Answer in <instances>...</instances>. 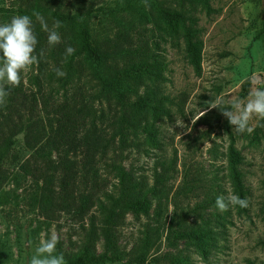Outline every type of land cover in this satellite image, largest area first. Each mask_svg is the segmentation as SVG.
Masks as SVG:
<instances>
[{
    "label": "rangeland",
    "instance_id": "374dc122",
    "mask_svg": "<svg viewBox=\"0 0 264 264\" xmlns=\"http://www.w3.org/2000/svg\"><path fill=\"white\" fill-rule=\"evenodd\" d=\"M71 1L66 3L73 8ZM91 1L94 7L115 5V0ZM209 3V8L195 5L190 10L196 38L202 42L200 73L188 60L182 36L163 39L153 23H148L153 28L149 31V45L159 44L156 51L167 65L156 83L159 93L172 99L168 103L171 115L162 116L155 124L156 146L146 143L143 124L132 131L124 165L152 190V206L147 215L128 213L118 230L120 248L126 252L141 237L154 238L145 264H176L174 258L184 259L187 264H264V119L253 117V132L240 134L233 130L221 108L214 107L243 104L254 87H264V0ZM19 4L22 0H0V23H4L1 8ZM101 24L115 29L111 17L99 14L91 21L94 29H101ZM49 25L53 28L54 24ZM42 43L40 48L36 46L38 62L21 74L25 83L39 73L40 61L52 65L51 47ZM35 87L32 83L29 86ZM86 87L92 89L90 85ZM99 107L95 103L94 112ZM29 115L27 111L26 117ZM34 117L45 124V134L53 133L47 124L50 118L53 120L50 112L38 106ZM17 139L2 164L0 264H29L40 239H47L52 233L58 237L57 253L63 255L66 264L78 253L88 220L73 210H55L48 217L40 213L44 183L21 169L31 153L25 148L22 133ZM232 139L242 157L237 167L248 201L244 213L237 206L229 205L223 212L216 207L217 196L227 201L234 194L228 168ZM82 156L78 152L74 157L81 160ZM59 177L56 172V189ZM115 183L116 179L108 174L105 188L111 190ZM177 211L185 221L182 233L191 227L208 228L209 236L202 249L187 236L167 238ZM96 244L98 255H102L105 241L99 226Z\"/></svg>",
    "mask_w": 264,
    "mask_h": 264
},
{
    "label": "trees",
    "instance_id": "16d2710c",
    "mask_svg": "<svg viewBox=\"0 0 264 264\" xmlns=\"http://www.w3.org/2000/svg\"><path fill=\"white\" fill-rule=\"evenodd\" d=\"M210 0H115V5L94 7L91 0H22L12 8H1L4 23L13 16L32 17L38 43L47 42V32L35 14L49 24L61 22L56 29L60 43L50 46L52 60L40 61L39 73L25 83L8 87V95L0 104V182L2 164L8 152L24 135L25 148L31 153L21 165L27 176L42 179L40 213L50 216L55 210L75 211L85 216L88 226L78 253L66 264H145L154 238L145 235L128 252L119 245V227L128 213L139 217L150 212L152 190L124 165L125 151L132 131L143 124L146 143L157 145L156 122L170 116L172 99L159 93L156 80L164 75L166 63L159 47H150L148 27L152 22L161 35L184 38L188 60L197 73L201 71L202 42L196 38L195 5L210 7ZM60 4V5H58ZM66 8H70L68 10ZM111 17L114 28L101 24L94 29L91 21L97 15ZM261 33H264V20ZM154 36V33H152ZM75 49L72 55L66 48ZM57 69L66 75L59 77ZM34 84L35 89L29 88ZM90 85L91 90L86 86ZM248 92V88L245 89ZM246 94V93H245ZM100 107L94 112V104ZM38 106L52 114L47 122L53 133L45 134V124L34 112ZM29 116L26 117V112ZM228 150L229 177L235 195L246 198V191L237 165L242 157L233 145ZM82 159H76V153ZM56 156V159L53 157ZM104 170V172H102ZM59 173L58 189L54 174ZM108 174L116 179L113 189H106ZM238 211L246 208L237 205ZM181 212H175L168 227L167 238L190 237L202 249L209 236L205 226L185 228ZM105 241V251L97 253V228ZM264 242V240H263ZM176 264L187 261L174 258Z\"/></svg>",
    "mask_w": 264,
    "mask_h": 264
},
{
    "label": "clouds",
    "instance_id": "9594fccd",
    "mask_svg": "<svg viewBox=\"0 0 264 264\" xmlns=\"http://www.w3.org/2000/svg\"><path fill=\"white\" fill-rule=\"evenodd\" d=\"M35 15L47 32L48 45L60 43L61 36L56 29L61 27V22L56 21L53 28L49 29L44 17L38 13ZM37 43L33 20L29 15H16L9 22L0 23V104L4 103L8 95L7 86L18 85L21 74L38 62L35 54ZM65 51L67 55H72L75 49L68 46ZM56 74L59 77L66 75L62 69H57ZM216 106L221 108L235 132L251 134L254 130L250 124L252 118L264 119V87H254L243 104L237 102L230 107H222L220 104L214 107ZM229 205L246 208L248 201L235 194L230 195L227 201L223 196H217L216 207L221 212L226 211ZM57 244L58 237L55 233L47 239L41 238L29 264H65L63 255L57 253Z\"/></svg>",
    "mask_w": 264,
    "mask_h": 264
}]
</instances>
